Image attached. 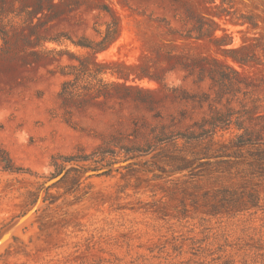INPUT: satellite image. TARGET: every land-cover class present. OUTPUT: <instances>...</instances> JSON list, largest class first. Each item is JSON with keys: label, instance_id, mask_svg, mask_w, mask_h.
Here are the masks:
<instances>
[{"label": "rangeland", "instance_id": "rangeland-1", "mask_svg": "<svg viewBox=\"0 0 264 264\" xmlns=\"http://www.w3.org/2000/svg\"><path fill=\"white\" fill-rule=\"evenodd\" d=\"M30 1L16 0V6ZM55 2L61 3L59 18L48 26V34L66 37L61 46L47 43L48 49L85 55L64 38L99 41L97 32L105 31L111 16L118 20L117 38L95 55L98 62L140 63L146 47L159 43L149 20L188 11L206 19L220 14L213 19L214 37L228 36L226 49L264 36V0ZM241 15L252 16L257 28L236 24ZM172 25L190 28L173 20ZM1 47L0 41V148L23 171L0 168V264H264L263 183L235 180L234 167L227 169L218 163L221 159L212 160L195 179L187 172H169L159 158H151L155 152L124 160L125 152L145 150L143 138L152 128L171 119L189 125L207 113V106L195 108L179 100L181 92H166L144 79L127 83L140 93L113 91L102 104L63 116L57 102L63 78L57 67L68 64V58L52 64L22 62ZM178 52L224 60L209 40ZM226 63L234 68L230 59ZM183 77L179 71L168 74L166 87L209 92V82L197 88ZM233 135L226 132L223 140L228 143ZM101 165L100 171H86ZM70 168L82 173L63 178ZM61 173L58 182L46 186ZM251 188L259 193L257 206L224 205L218 215L205 214L214 196L247 200ZM32 207L35 211L24 218Z\"/></svg>", "mask_w": 264, "mask_h": 264}, {"label": "trees", "instance_id": "trees-1", "mask_svg": "<svg viewBox=\"0 0 264 264\" xmlns=\"http://www.w3.org/2000/svg\"><path fill=\"white\" fill-rule=\"evenodd\" d=\"M60 8L61 3L55 0H31L17 6L16 0H0V41L2 52H10L22 62L52 64L58 63L63 56L68 58V64L57 67V73L63 78L57 95L58 108L63 116L69 115L72 110L102 104V100L113 97V91L140 93L137 86L127 84L129 81H153L166 92H181L179 100L189 102L195 108L207 106V113L200 120H191L189 125L171 119L167 124L152 128L143 138L142 148L145 150L140 154L125 152L124 160L155 152L156 156L151 158H159L171 168L169 172H187L189 178L195 179L201 176V171L211 166L212 160L221 159L218 163L226 164L227 169L234 167L235 180L245 184H264V36H256L250 43L243 42L237 48L226 49L231 44L226 40L228 36L214 37L217 24L213 19L219 18L220 14L206 19L188 11L184 16L172 14L170 19L149 20V26L156 30L159 43L151 42L146 47L140 63L98 62L95 55L105 51L117 38L118 20L111 16L112 21L106 24L105 31L97 32L101 37L99 41L87 37L76 41L64 38L74 47L85 50V55H77L67 49H48L47 43L61 46V37H66L48 34V26L59 18ZM96 9L110 13L107 8ZM172 20L183 27L189 24L190 28L179 30L172 25ZM235 23L257 28L252 16L241 15ZM179 40L182 41L181 45L176 44ZM207 40L222 54L223 61L178 52L190 43L198 45ZM227 59L234 63V68L226 63ZM246 69L255 70L256 73L254 76L248 75ZM177 71L182 72L183 78L191 80L197 88L209 82V92L199 89L188 93L181 88L166 87V76ZM107 75L116 80L104 81L102 77ZM230 131H234V135L226 143L223 134ZM103 167L88 168L86 171H100ZM0 168L9 172L23 171L2 148ZM156 169L165 172L161 166H156ZM71 173L78 176L82 172L70 168L63 178ZM247 194V200L240 195L234 198L232 195L221 198L214 196V203L205 214L218 215L224 205L257 206L259 193L251 188ZM202 199L207 200V194H202ZM191 204L197 203L193 200Z\"/></svg>", "mask_w": 264, "mask_h": 264}, {"label": "water", "instance_id": "water-1", "mask_svg": "<svg viewBox=\"0 0 264 264\" xmlns=\"http://www.w3.org/2000/svg\"><path fill=\"white\" fill-rule=\"evenodd\" d=\"M62 176H63V173H61V174L58 175L57 177H55V178L49 180V181L46 183V186H48V185H52V184L58 182V181L62 178ZM35 206H36V205H35ZM35 206H34V207H35ZM34 207H32V208L29 210V212L26 214V216H25L24 218L29 217V216L35 211V210H34Z\"/></svg>", "mask_w": 264, "mask_h": 264}]
</instances>
